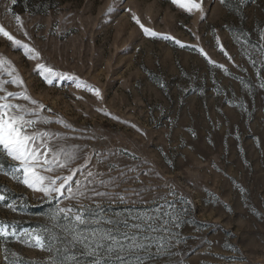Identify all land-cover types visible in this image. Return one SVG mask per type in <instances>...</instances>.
<instances>
[{"label":"rangeland","instance_id":"obj_1","mask_svg":"<svg viewBox=\"0 0 264 264\" xmlns=\"http://www.w3.org/2000/svg\"><path fill=\"white\" fill-rule=\"evenodd\" d=\"M133 16L158 35L145 34ZM0 26L21 41L0 33V81L12 79L11 71L24 82L5 85L0 95H27L12 102L44 106L40 116L52 123L39 129L89 152L111 150V162L160 174L141 175L144 185L167 181L191 201L181 214L177 259L264 264V52L257 50L264 46V0H202V10L192 13L171 0H0ZM38 64L53 75L46 79ZM13 163L0 157V191L7 196L0 221L18 231L38 229L56 202L13 179ZM140 187L129 182L110 191ZM51 255L18 235L0 237V264H46Z\"/></svg>","mask_w":264,"mask_h":264},{"label":"snow or ice","instance_id":"obj_2","mask_svg":"<svg viewBox=\"0 0 264 264\" xmlns=\"http://www.w3.org/2000/svg\"><path fill=\"white\" fill-rule=\"evenodd\" d=\"M171 2L179 4L188 13L202 10V0ZM12 3L15 4L16 0H12ZM221 3H225V0H221ZM113 11L114 5L109 6L105 15ZM15 19L20 22L18 15ZM132 19L140 24L136 16ZM140 27L145 34L158 35L143 24ZM0 33L16 45L21 44L3 26H0ZM162 38L173 39L166 35ZM24 47L28 48L27 45ZM181 47L184 45L181 44ZM257 50L264 52V46H257ZM34 51L28 48L29 53ZM200 52L207 55L203 49ZM35 55L39 56V53ZM3 64L4 61L0 59V68H3ZM37 68L43 69L40 73L42 76L47 73L46 79L53 75L52 69L45 68L43 64H38ZM7 75L13 78L0 81V90L9 84H24L14 72H7ZM261 87H264V83ZM95 92L99 97V90ZM20 98L29 99L27 95L12 91L0 95V101H4L0 102V157L15 162L12 164L13 179L41 193L43 200L56 203L46 214L47 223L38 229L18 231L15 224L0 221V237L18 235L30 246L51 253L46 264H158L160 261L163 264H183L182 259L176 258L179 255L177 245L183 241L178 230L185 222L181 214L187 216L191 201L178 195L175 186L167 181L161 185H144L140 180L141 175L160 178V174L145 172L139 165L121 166L111 162V157L116 155L111 150L92 149L89 152L87 145H69L68 138L62 134L39 129L37 126L41 123H52L50 119L40 116L44 106L35 100H31L35 107L12 102V99ZM124 152L126 150L121 154ZM132 158L138 159L134 155ZM81 159L84 161L82 165L70 167ZM93 159L96 166L92 164ZM100 165H106L107 171H100ZM64 169L70 174H56ZM0 171L3 169L0 168ZM77 172L82 174V179H73ZM129 182H138L141 187L125 190L126 194L110 191ZM161 188L166 191H160ZM6 199V194L0 191V202ZM82 200H106L109 203L106 207L103 203L82 204ZM64 201L70 203L65 205ZM112 203H132L133 207L113 210ZM137 203L143 207H135ZM6 206L16 210L13 203ZM32 264L37 262L33 261Z\"/></svg>","mask_w":264,"mask_h":264},{"label":"trees","instance_id":"obj_3","mask_svg":"<svg viewBox=\"0 0 264 264\" xmlns=\"http://www.w3.org/2000/svg\"><path fill=\"white\" fill-rule=\"evenodd\" d=\"M238 0H225L226 5H235Z\"/></svg>","mask_w":264,"mask_h":264}]
</instances>
